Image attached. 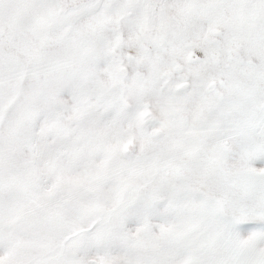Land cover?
Masks as SVG:
<instances>
[{
    "label": "snow or ice",
    "instance_id": "6c2138e0",
    "mask_svg": "<svg viewBox=\"0 0 264 264\" xmlns=\"http://www.w3.org/2000/svg\"><path fill=\"white\" fill-rule=\"evenodd\" d=\"M0 264H264V0H0Z\"/></svg>",
    "mask_w": 264,
    "mask_h": 264
}]
</instances>
